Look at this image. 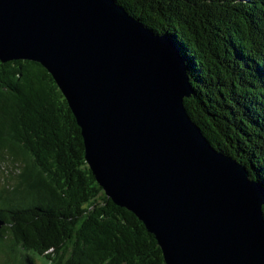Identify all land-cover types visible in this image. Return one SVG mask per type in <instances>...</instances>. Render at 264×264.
I'll list each match as a JSON object with an SVG mask.
<instances>
[{
	"label": "water",
	"instance_id": "1",
	"mask_svg": "<svg viewBox=\"0 0 264 264\" xmlns=\"http://www.w3.org/2000/svg\"><path fill=\"white\" fill-rule=\"evenodd\" d=\"M13 60L52 76L95 181L165 264H264V186L189 115L172 38L115 0H0V62Z\"/></svg>",
	"mask_w": 264,
	"mask_h": 264
},
{
	"label": "trees",
	"instance_id": "2",
	"mask_svg": "<svg viewBox=\"0 0 264 264\" xmlns=\"http://www.w3.org/2000/svg\"><path fill=\"white\" fill-rule=\"evenodd\" d=\"M172 38L189 115L264 186V0H115ZM0 264H165L154 236L97 184L52 76L0 62Z\"/></svg>",
	"mask_w": 264,
	"mask_h": 264
},
{
	"label": "rangeland",
	"instance_id": "3",
	"mask_svg": "<svg viewBox=\"0 0 264 264\" xmlns=\"http://www.w3.org/2000/svg\"><path fill=\"white\" fill-rule=\"evenodd\" d=\"M39 264V263H38Z\"/></svg>",
	"mask_w": 264,
	"mask_h": 264
}]
</instances>
